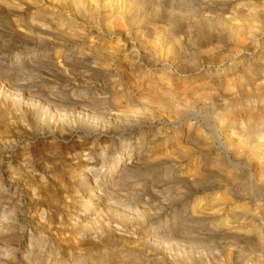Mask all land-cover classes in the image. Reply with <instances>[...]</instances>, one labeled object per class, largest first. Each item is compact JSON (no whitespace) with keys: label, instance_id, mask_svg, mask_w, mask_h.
<instances>
[{"label":"bare ground","instance_id":"1","mask_svg":"<svg viewBox=\"0 0 264 264\" xmlns=\"http://www.w3.org/2000/svg\"><path fill=\"white\" fill-rule=\"evenodd\" d=\"M0 1H8V2L9 1H28V2L31 1V3H29V4H34L38 8L41 7L42 4L40 2H36V1H51V2H53V1H55V2H57V1H74V2L78 1V3L79 2L81 3V5L86 4V3H84V1H87L88 5H84L85 9L82 7L84 10H86V11L83 10V12L86 13L85 15L87 17H85V18H87V20H90V17H94L93 15L95 13H97V12H95L96 7H92V3H95L93 1H105L104 3H105V6L107 7V8L104 7L106 9V11H105L106 16L108 17L109 15H111V13H115V15H116L115 21L117 20V22H123L125 20L126 16L128 19H130L129 18L130 10H133V8L135 10L138 9L140 11V14L142 15V17H140V18L144 19V17L146 15H150L152 17L153 23H156V21L161 22L163 20V18L169 19L170 14L174 11V8L170 5H168L167 8L165 7L166 9H164V8L162 9L163 11H165V14L164 15L159 14L158 13V11H159V9H158L159 5L158 4H159V2L161 3L160 0H158L159 2L154 0L155 2H150L149 4H148V2L153 1V0H0ZM112 1H114V3ZM115 1L120 2L121 5L119 6L118 5L119 3H116ZM122 1H124V3ZM169 1H172V3H173V0H169ZM212 2H215V1L204 2V4L199 7L197 13L194 12L195 16L196 17L198 16V20H199V21H197V20L195 21V23H196L195 27H194V25H192L191 27H190V25H187V26L184 25L185 29L184 28L183 29L186 30V27H187L188 32L186 31V33H189L190 31L192 32V30H194V32H193L194 36H196L197 39H198V37L201 38V41L199 40L200 42L198 41L199 42L198 44H200L201 47H203L207 50L206 54L208 53V50L218 49L221 46H223V47L228 46L225 44H227L228 42H231L230 43L231 49H229L228 51L230 52V50H232V52H230V54L228 53L229 54L228 60L226 59L230 64L229 63L224 64V72H223L224 75H223V78H221V79L219 78V76L218 77L211 76L210 78L208 77L207 81H205L206 80V77H205L204 78L205 82H203V84L200 85L201 86L200 88H198L199 87L198 85L200 82L202 83V81L199 80L200 81L199 83L196 82V83H198V85L196 84L197 86L195 89L192 88L195 86V84L194 83H192L194 85L191 84L192 85V87H191L192 90L190 89L191 91L187 90V88H188L187 86H189V85L187 83L185 84V82H184V84H185L184 86L187 88L184 87L185 89H183V87H182L179 89L178 88H175V89H178V90L183 89V92L185 90L190 91L189 93L188 92H184V93L188 95L187 99L189 98V95L191 96V99H193L194 104L189 99L186 102L190 101L192 103L191 104L192 106H195V104H196L197 107L199 105H201L203 108L205 105L209 106L207 104L213 103V101H212L213 96L214 97L218 96V94L215 95V93L213 92L214 87H215V89L216 88L222 89V94L225 95L226 100L228 102H227V104L224 103L225 107H224V110H222L224 112L221 113L222 111H220V113L222 115L219 113V111L217 113L221 116H218V115L216 116V119H217V117H218V119L215 121V124H214L215 130L214 131L217 130V132H219L220 134H223V135L225 134V137L224 138L222 137L221 139H219V138L217 139L216 137H220L219 135L216 137L213 136L214 139L216 138L215 139L216 141L219 140L218 141L219 145L217 142V145L219 147L216 146L217 149L215 148L216 150L213 151V154L216 156H221L224 159H226L227 164L224 165V164L220 163L217 158H214V161L211 162L213 164L210 167L206 164L208 166V168L205 166L203 169V167H202L203 165L201 166V165L197 164V160L199 158L197 156L196 162L192 163L191 164L192 167L189 169L187 168L188 170L186 169V172L185 171L182 172V170H178L177 169L178 165L176 166L173 162H171L172 163L171 169H176V171H175L176 172L175 173L176 179H177V177H179L180 180L187 185V187L189 188V190L191 191L192 194H194V193H196V194L197 193H203L204 194V197H201V196L198 197V195L195 194L196 195L195 198L192 195L193 199L191 200V198H190L191 204L187 205L189 207L188 217L190 219H192L193 222L194 221L197 222L200 225V227L201 226L204 227V229H202V230H201V228H199L200 231L197 235L198 238L201 239L204 237V239H205V238L210 237V239H212V240H220V239L224 240V238L231 237L232 239H237L238 241H241L242 239L249 240L250 238H253V239H257L258 243H261L262 236L264 234V226H262L260 223H256L255 214L257 212L254 214L255 211L253 209H251V207L249 205L250 202L254 201V199L251 198L250 196L243 195V193L241 191L243 188H245V185H246L245 183H243L245 185H242V182H241L243 179V173L246 170V167H244L241 163H242L243 159L248 160L252 165V170H253V174L255 177L254 184L257 185V182L264 184V121H263L264 120V96H262V99H261V97H260V99L259 98L253 99V97L250 95L252 93H248V91L251 92L250 91L251 89H253V91L254 90L258 91V89H261L264 87V0H226V1H223V3L224 4L226 3L225 5L227 6V10H224V11L222 9H215V7H213L211 5ZM220 2H222V1H216V3H220ZM122 3L125 4L124 7H122ZM26 4L28 6L27 2H26ZM93 5L95 6L97 4H93ZM176 6L177 5H175V7ZM74 7H75V5H74ZM19 8H20V5H18L17 9H19ZM196 8H198V7H196ZM196 8H194V9H196ZM217 10H219V11L217 12ZM180 12H182V9ZM76 14H78L77 11H76ZM184 14H186V12ZM59 15H57V16H59ZM79 15H81V14H79ZM193 17L194 16H192V18ZM193 19H197V18H193ZM185 20H186V18H185ZM259 20H260V22H259ZM52 21L53 22H49V21H44V22H40V23L38 22L36 24H33V26L29 25L28 27H30L32 29L36 28L37 31L40 32V34L47 35V36H56V35L60 34L58 31H60V32L64 31V27L66 25L62 24L63 20L62 21H57V20L54 21V19H52ZM139 21H141V20H139ZM167 21L168 20H166L165 22H162V23L166 24ZM257 21H258V24L260 23L259 25L258 24L255 25V22L257 23ZM251 23H254V24H251ZM159 24H161V23H159ZM156 25H157V23H156ZM152 26L155 27V25H153V24H152ZM165 26H162L160 28L161 29L163 28L164 30L166 28H169V29L171 28L170 26L169 27L166 26V28H165ZM74 27H75V24H74ZM117 27H118L117 32L120 36V34H123L122 32L124 30V26L118 24ZM153 27L150 26V28H153ZM193 27H194V29H193ZM77 28H75V31L78 32L79 29H77ZM160 28H158V30H160ZM111 30H112V28H111ZM166 30L168 31V29H166ZM156 31H157V29L155 30V32ZM160 31H162V30H160ZM165 31H163V32L165 33ZM169 31H171V30H169ZM169 31L167 32V34L169 33ZM155 32H154V36H153L154 38H152V41H155V39L157 38V37L155 38V36H157L158 33L156 32L157 34H155ZM179 34H177V35H179ZM175 35H176L175 32L172 33L170 38L175 39L174 38ZM187 35H189V34H186V36ZM158 36H159V34H158ZM186 36L184 35V38ZM194 36L190 35V37H194ZM180 37L182 38L181 34H180ZM180 37H176V38H180ZM257 37L258 38L261 37V39L263 40L262 42H260V44L257 42V39H258ZM162 38H163V36H162ZM77 40L73 39V40H70L69 42H70V44L73 42L75 43L76 41L81 42V43L85 42L84 43L85 44L84 49L83 50L79 49L80 51H78V53L77 52L76 53L71 52L70 54H68V52H64L63 57H65V61H62L63 65H64L63 68H60L59 66L52 65L49 68H45L48 71H45L44 69H38V70H40L41 75H43L45 77V79H47L48 81L59 80L61 82H64L66 86H69L68 91H70V93L66 97L59 95L56 92L55 88H51V89L49 88L48 92L43 93L41 96H39V94H38L39 98L37 96H36L37 98H35L32 95V94H34L33 91L29 92L26 90V88H25V90H23V88L19 89L18 88L19 86L18 87L16 86V88H15V87L10 85L11 83H8V84L6 83L8 80L4 79L6 81V82L4 81L5 83L0 80V264H14V263L17 264L18 263L17 261L14 263L12 262L13 259H20V260L22 259L23 261H25L24 264H30L31 263L30 262L31 254L34 250H37L40 254H43V252L49 253L47 255H50L51 253L59 254L58 253L59 252L58 246L59 247L60 246H66L69 250H75V252L78 251V253L82 254V252H80V251L83 250V246L84 245L86 246V244L87 245L89 244L92 247H95L97 245L102 246V248H100L101 251H102V249H105V248H103V246L104 247L108 246V248L109 247L112 248L111 246L117 245L116 247L118 248V245H119L120 249H122V247H126V245H128L132 254L135 253V254L142 255L144 257L145 255H143V254H145V252L149 248L151 249V247L153 248V246L155 247L159 243L161 245V243H164L161 240L166 241L168 238L167 237L168 235L166 236L167 238L165 237V234H167L166 233V227H163V226L162 227H159V226L152 227L151 226V227H147V228L142 227L141 230L139 229L141 226H144L145 224H147L145 222V218H144L145 215L142 214L143 212H141V210L144 208L143 205L146 204L147 201H149V196H151L149 194L144 193V191H143L144 189H142L144 187L143 183H140V185L137 183H133V184L139 185L141 187V190L138 188H135V185L133 186L134 189L132 191H129L130 193L127 192L128 190H126L125 192L123 190L124 193L127 192L130 194L129 200H131V203H133V207L135 206V208L122 209V208L118 207L115 204V202L113 201L114 200L113 199L114 198V192H116V193L119 192V190L115 191V189H114L115 186L118 185L117 182L120 181V179H124L123 177L126 176V174L132 173L133 169L136 170L138 168L137 166H139V167L141 166L143 168L144 163L139 165V160H141L142 155H145V154L141 153L142 155L140 157V153L138 150L140 141L138 142V138H136L134 141L135 145H137L136 148H133V147H135V145L133 147L130 145L131 141L128 143L127 147L126 146L122 147L121 150H118L117 148H115L113 146L110 147L108 145H105L108 143V142L107 143L105 142V144H102V146L97 147L95 155H94L95 152L92 151V148H90V147L89 148H80L79 147V150H77V151L74 150V151L68 153L69 160L70 159H71V161L74 160V162H71V164L66 163L68 165L65 164L66 166H63V167L61 164H59V162L56 161L57 159H55L56 157L54 158L55 155L53 153H51V154L49 153L50 155H48L47 158H46V156L45 157L41 156V157H38L36 159H34V158L32 159L30 157L26 158L23 156L17 157L15 159L16 165L15 166L9 165L10 160H8L7 158H8V156H10V151L12 150L11 147H13L12 145L14 144V141L17 139H20V137L29 139V138L34 137L36 134H39V133L41 134L42 133L41 130L44 129L48 133L59 132L57 134L58 136H62L64 138H66V137H69L72 134V132H74L80 128L83 129L87 134L97 133V134H99V136H101L100 134H102V137H103L110 130V127H111L110 125H114V123L116 124L118 122L121 123V121H123L124 119L127 120L126 115H124L126 118L125 117L123 118V112H124L123 110L124 109L123 110L118 109V107L120 105L122 106V103L119 105V103L117 101H113V103L111 104L112 108L107 109V107H103V106L106 105V102L108 99H106V98L100 99L98 97H95L94 91L91 92V95H88L89 92L88 91L86 92L88 87L82 88V87H84L83 83L84 82L93 83V82H95V80H85L84 77L88 78L90 76L86 75L83 77V76L75 73L74 72L75 71V68H74L75 63L72 60L71 56H73L77 60H79V61H77V63H79V64L83 62V61H80L82 59H84L86 62L91 61L92 64H96V62H98L97 64L101 65V67H100V68H102L101 70L105 74H107L109 76V78L105 79L102 83L98 84L99 87H97V89L101 90V92L105 91L106 93H111V95L113 93L112 91H114V90H118V91L126 90L127 91V90H129V87H135L136 89L141 90L143 84L141 86L140 81H142L144 79L146 80L147 78H149L148 80H150V75L152 74V71H154L153 69L157 68L158 58H154V56H153L156 53H154L152 55L151 51L149 52L150 48L147 49L146 48L147 46H145L144 42L141 44L139 39H138L139 41H137V40H130L129 38H123L121 40L119 47L116 45V47L112 46V48H111V46L109 47L107 45V43H108L107 40H105L100 35L88 37L87 41H84V38L83 39H77ZM186 42H188V41H186ZM152 43L159 44L160 42L158 43V41L156 40V42H152ZM49 44L51 45L50 46V48H51L53 44L50 42H49ZM150 45H151V43H150ZM173 46H174V41H173ZM191 46H193V45L191 44ZM259 47L261 48L259 53L253 54L254 52H257L259 50ZM165 48L168 49L167 46ZM178 49L179 48L177 45V51H179ZM71 50H72V48H71ZM189 50H191V48ZM158 51H161V49ZM184 52H185V50H184ZM213 52L211 54H213ZM215 52H217V51H215ZM159 53L160 52H158V54ZM181 53H183V52H181ZM188 53H190V52H188ZM164 54H167V52L166 53L163 52V58H164ZM176 54H178V52H176ZM183 54L186 55L185 53H183ZM183 54H182V56H183ZM170 56H172V55H170ZM187 57H189V54ZM196 57H198V56H196ZM209 57H211V56H209ZM160 58H161V56L159 57V59ZM173 58L175 59V57H173ZM189 58L191 60V56ZM189 58L188 59L186 58V59L189 60ZM183 60H182V62H185V60L184 61ZM193 60L194 59H192L191 61H193ZM72 62L74 64H72ZM113 62H116V63H113ZM200 62H201V60H200ZM232 63H234V64H232ZM82 64L88 66L86 63H82ZM118 64H120V65L118 66ZM177 64H179V63H177ZM211 65H214V64L212 63ZM92 67H94V66H90L89 69H91ZM170 67H171V65H170ZM157 69H160V67ZM159 71H158V73H159ZM161 71H163V72L161 73ZM161 71H160L161 76L159 73V76L161 78H162V75L164 72L167 75H169V77L172 74V72L170 71V69H168V67L163 68ZM165 73H164V75H165ZM221 73H222V71H221ZM167 75H166V77H167ZM159 76H158V78H159ZM174 76H175V74H174ZM183 76H187V75H183ZM166 77L164 78V80L161 78H159V79L163 80L164 84H167V83H165ZM127 78H128V80H130V82L127 81L128 86H125L123 83V80L127 79ZM158 78H156V79L158 80ZM192 78H190V79H192ZM156 79L154 78V80H156ZM170 79L172 80V78H170ZM170 79H168L166 81H169ZM171 80L169 82H171L174 85L175 81L173 80L174 81V83H173V81H171ZM150 81L152 82L153 78ZM10 82H12V81H10ZM169 82L167 85L171 84ZM152 83H154V82H152ZM13 84H14V82L12 83V85ZM145 84H144V86H145ZM148 84H146V86H148ZM172 84L170 85V87H172ZM177 84L175 86H177V87L182 86L181 83L179 86ZM109 85H111L110 90L109 91L105 90L106 88H108ZM144 86H143V88H145ZM153 87H154V85H153ZM158 87H160L159 84H158ZM169 88H167V89L169 90ZM189 88H190V86H189ZM83 89H84V91H83ZM163 90H165L163 92L164 93L166 92L165 93L166 95H170V94H167L168 91H166V89L163 88ZM133 91H134V89H133ZM134 92H137V91H134ZM155 92H154V94H155ZM158 92H160V89H158ZM163 92L161 91V93H158L159 96L160 95L162 96V94H164ZM178 92H176V93H178ZM151 93H153V92H151ZM184 93H181V94H184ZM140 94H142V92ZM165 94L163 95V97L165 96ZM181 94L178 93V95H180V96H181ZM78 95H81V97H77ZM153 95H152V97H154ZM172 95H174V94H172ZM142 96H143V94H142ZM155 96H157V95H155ZM256 96H257V94H256ZM121 97H122V95H121ZM121 97H119V98L121 99ZM132 97H134V96H132ZM258 97H259V95H258ZM138 98H139V96H138ZM144 98L145 97H143V99ZM146 98H148V97L146 96ZM146 98H145V100L148 101ZM170 98H171V96H170ZM170 98H167V99H170ZM7 99H9V101ZM115 99H116V96H115ZM124 99L126 100V98H124ZM132 99H134V98H132ZM160 99L159 100L157 99L158 102L160 101ZM167 99L166 100L163 99L162 102L167 101ZM176 99H177V97H176ZM145 100H144V102H145ZM149 100H151V99H149ZM185 100L186 99H183V101H185ZM171 101H172V99L169 101L168 105L170 104ZM7 102L8 103L10 102L12 104V106L15 107V111H14L13 117H12L15 119V123H14L13 119L11 120V124L8 123L9 125H12L14 123L12 125L13 127H11L13 129H8L7 128V122L2 121V119H4V117H6V115H10V114H8L9 113L8 109H6ZM111 102H112V100H111ZM131 102H134V103H132V106L127 107L129 109H126V111H127L126 114L132 113L133 110L135 112H136V110H139L142 108H143L142 110H144L145 105H143V104L147 103V102L144 103L142 100L138 101L135 99H134V101H131ZM131 102H130V104H131ZM190 102H188L186 104L190 105ZM154 103H156V101ZM165 104H166V102H165ZM182 104H183V102H182ZM186 104H184V105H186ZM22 105L25 106L26 109L22 108L23 107ZM171 105H172V103H171ZM90 106L98 108L99 110L97 109V112H95V111L92 112L93 110L91 111V109H92V107H91V109H90L91 112H90L87 109ZM155 106L153 105V107H155ZM165 106H163V107H165ZM206 106H205V109H206ZM125 107H126V105H125ZM153 107H152V109L154 110L155 108H153ZM172 107L173 106H171V108ZM176 107L179 110L178 106H176ZM189 107H191V106H188V108ZM2 108H3V110H1ZM171 108H168V110H170ZM114 109L117 111V113H116V111H115V113L114 112L112 113V110H114ZM148 109H151V108H147L146 110H148ZM161 109H162V107H161ZM177 109H176V111H178ZM130 110H131V112L128 113V111H130ZM156 110L157 109H155V111ZM201 110H203V109H201ZM141 111H139V112H141ZM164 111L165 110H163L162 112H164ZM182 111L184 112L185 110L182 109ZM61 112H63V114ZM66 112H69V113H66ZM143 112H141V113H143ZM165 112H167V109ZM171 112L174 113L175 110H174V112L171 110ZM181 112H178V114ZM199 112H200L199 110H198V112H195V114H192V112H191L190 116L183 119L182 124H184L183 128H184V132H185L183 137L185 140L186 139L188 140V138H190V134H192V132H197L196 131L197 126L201 123V120L199 119L200 123L198 124V120L196 119V115ZM148 113H150V112H148ZM167 113L169 114V112H167ZM175 114L177 115V113H175ZM191 114H192V116H191ZM63 115L71 116L72 118L62 119L61 116H63ZM161 115H164L163 120L165 121L164 118H165L166 114H161ZM169 115H171V114H169ZM169 115H167L166 119L169 117ZM176 115H175V117L177 119H178V116H181L180 114L177 116ZM201 115H203V117H204L203 113ZM147 116H148V114H147ZM198 116H199V114H198ZM8 119L10 120V118H8ZM172 119H174V117ZM201 119L203 120V118H201ZM167 120H169V119H167ZM238 121H239V126L234 127V124H236V122H238ZM181 122H180V124H181ZM18 123L20 125H18ZM178 123H179V121H178ZM143 124H145V123H143ZM182 124L179 126H182ZM202 124H203V122H202ZM125 126H127V125H125ZM172 126H173V124H172ZM121 127H124V126L121 125ZM176 129H177V127H176ZM124 130H122V131L124 132ZM207 130H209V129H207ZM199 131H202V130L199 129ZM202 132H201V134H202ZM115 134H116V132H115ZM208 134H209V132H208ZM211 134H212V132H211ZM202 135L207 136V134H204V133ZM202 135H199L198 133H196L195 136H196L197 141H200V140L202 141V139L206 138V137H203ZM192 137H194V136H192ZM208 137H210V136H207V138ZM92 138H93V136H92ZM145 138H147V137H145ZM207 138H206V140H207ZM149 139L147 141H149ZM184 139L182 141H185ZM194 139H195V137H194ZM140 140H141V138H140ZM189 140H191V139H189ZM211 140H212V138L210 140H207V141L209 142ZM103 141H106V140H103ZM103 141H101V142L103 143ZM98 142H100V141L98 140ZM178 142H180V140ZM77 143H78V141H77ZM180 143H178V144H180ZM190 143L191 142H189V144H187V143L183 144V145H187V146H183L181 144V146L184 147L186 150L183 148H180L181 147L180 145H179L180 147H176L177 150H178V148H179V150L183 149V151L181 150L182 152H184V154L182 153L183 155L181 154L182 156H184L185 153L186 154L190 153V151H189L190 148H188V145L190 146ZM193 143L196 144V142H194V141H193ZM119 144H120V142H119ZM121 144H123V143H121ZM206 144H207V142H206ZM150 145H153V144H150ZM197 145H200V144H197ZM201 145H203V144H201ZM201 145L198 148H200ZM208 145L210 146V143ZM85 146H86V144H85ZM89 146H92V145L89 144ZM174 146H176V145H174ZM191 146H193V145L191 144ZM204 147H205V145H203V148ZM147 148H148V146H147ZM165 148H166V146H165ZM193 148L195 149L196 147H193ZM198 148H196V149L198 150ZM221 148L225 152H222ZM41 149H40V152H41ZM168 149H170V148H168ZM34 150L37 151L39 149H38V147H36ZM57 151H55V152L57 153ZM160 151H162V153H163L164 150L162 149ZM181 151H179V152H181ZM200 151H201V149H200ZM5 152H7V153H5ZM142 152H143V150H142ZM197 152H199V151H197ZM4 153L7 155H5ZM38 153H39V151H38ZM148 153H147V156L150 155ZM153 153H156V152L153 151ZM171 153H172V151H171ZM157 154H159V153H157ZM178 154L179 153H177V155ZM193 154H191V155H193ZM177 155L175 156V159H178ZM181 155H180V157H181L180 159H183V157ZM172 156L173 155L169 156V153L166 154V152H165V155H163V156L159 155V156H156L154 158L152 157L149 160L146 158L147 160L144 159V161L146 160V162H148L147 165H149V162H150V164L155 163L157 165L163 166V165H167L170 162V160H172V158H171ZM51 160L55 161V162L52 163ZM142 160H141V162H142ZM3 162H7L6 166L4 168L5 171H1V167H2L1 165L3 164ZM204 163L205 162H203V164ZM209 165H210V163H209ZM149 166H151V165H149ZM167 166H170V165H167ZM157 168H159V167H157ZM206 170L208 172L215 174V176H216V177H214L212 184L210 182L207 183V179L204 180L202 178L206 175V173H205ZM136 172H134V173H136ZM166 174L170 175L171 173L170 174L166 173ZM132 175H133V173H132ZM161 175H159V177ZM172 175H173V171H172L171 176ZM175 175L173 176V179H174ZM164 176H165L164 178H167L166 175H164ZM171 176H168V177L170 178ZM59 177L63 178V180L61 182H59V179H60ZM135 177H137V175ZM14 178H16V180L18 179V182H15L13 180ZM126 179L127 178H125L124 180H126ZM128 179L133 180L134 178L133 179L128 178ZM135 179H137V178H135ZM159 181H161V180H159ZM138 182H140V180ZM153 182L154 181H152L150 184L151 185V188L149 190L151 192L150 194L159 195V192L162 193L161 190H162V186L164 183L162 184V183H153ZM4 183L7 184V186H5ZM124 183H125V181H124ZM124 183H123V185H126ZM259 183H258V185H259ZM114 184H117V185H115L113 187L112 185H114ZM141 184H143V187L141 186ZM129 185H131V184H129ZM119 186H120V188H118V189H121V187H123L121 185H119ZM182 187H184V186H182ZM146 188H149V187H146ZM79 189L82 190L83 195L79 193ZM217 189H218V191L220 189H223L224 191L222 192V190H220V192H221L220 194H218L217 196L212 194L211 195L212 197H211L210 192L217 191ZM69 190H71L74 194L73 200H69L68 199L69 196L66 195ZM186 192H187V190H185V193ZM127 193H126V196H127ZM183 193H184V191H183ZM120 194L122 195V193H120ZM226 194L230 197H228ZM170 195L171 194H169V196ZM126 196L123 195V197H121V198H124ZM163 196H161V198H160L161 200L163 199L162 201H164V198H162ZM209 196L211 198H209ZM62 197H66V200L64 199L65 202L62 201V199H63ZM171 197H173V196H171ZM181 197H183V196H181ZM156 198H157V196H156ZM170 198L167 197L165 199H169V201H170L171 200ZM150 201L152 202V199ZM175 201H177V200L175 199ZM24 202H25V205H23ZM166 202H167V200H166ZM170 202L166 205H170L171 204ZM153 203H155L154 200H153ZM164 203H165V201L163 202V204ZM147 204L149 205V203H147ZM187 204H189V203L187 202ZM122 205H125V204H122ZM148 205H145V206H148ZM151 205H152V203H151ZM151 205H149V206L152 208V206L154 207V205H156V203L153 204L152 206ZM157 205H159V202ZM160 205H161L160 207H163V209H164V206L162 204H160ZM254 205L255 204H253V206ZM141 206H142V209L140 210L139 207L141 208ZM160 207H158V208L161 210L162 208H160ZM181 208L183 210L184 207H181ZM156 209L157 208H154L152 210L156 211ZM160 210L158 212H160ZM182 210H181V212H182ZM149 211H151V210H149ZM158 212L156 214H158ZM170 212H172V211H170ZM178 212H179V210H178ZM152 213H154V211H151L150 214H152ZM167 213H169V212H167ZM145 214L147 216H149L148 213H145ZM173 216L174 215H172V217ZM175 216H176V214H175ZM173 218H175V217H173ZM162 219L165 220V218H162ZM178 219H179V217H178ZM133 220H135V222ZM173 221H174V219H173ZM136 222H137V224H136ZM166 222L164 221V224ZM152 225H154V224H152ZM209 225L212 226L211 236L209 234V230L211 228ZM173 227H174V225H173ZM176 227L178 229V226H176ZM181 227H182V225H181ZM184 228H186V227H184ZM167 230H168V228H167ZM181 230H184V229H181ZM192 230H193V227H192ZM197 230H198V228H197ZM185 232H187V231H185ZM185 232L184 233L182 232V233L185 234ZM169 233L170 232H168V234ZM186 234L189 235L190 233H186ZM172 235H174V234H172ZM176 235L178 236V234H176ZM177 236H175V237H177ZM182 236H184V235H182ZM190 236H193V235H190ZM175 237H174V239H175ZM164 238H166V240ZM60 249H62V248H60ZM162 249H157V248L154 249L153 248L151 250L153 252L154 251L157 252L156 250L159 251ZM123 250L127 251L128 249L123 248ZM130 251H129V253L131 254ZM163 251H165V250H163ZM235 251H237V250H235ZM147 252H146V254H148ZM78 253H77V255H78ZM123 253H125V252L123 251ZM229 254H230V252H228L227 255H229ZM159 255H158V257H156V255H155V258L156 259L161 258L162 260L161 259H159V260L162 261L161 262L162 264H164V263L176 264V261L174 259V257L176 255H173L172 253L167 254L165 252H162V254L160 255L161 257H159ZM33 256H32V258H33ZM38 256H39V254H38ZM117 256H118V254H117ZM231 256H232V253L229 255V258H227V259H230ZM11 257L13 258L12 261H10ZM110 257L111 256H109V258ZM138 257H135V260ZM152 257L154 258V256H152ZM84 258H85V256H84ZM118 258H119V256H118ZM153 258H151V260H150L151 263H153L152 262ZM67 259H69V258H67ZM77 259H78V257H77ZM120 259L121 258H119L118 260H120ZM124 259H126V257ZM127 259H128V257H127ZM132 259H134V258H132ZM55 260H56V258H55ZM111 260H113V258ZM45 261H47V263ZM45 261L44 262L46 264H51L48 262V259ZM126 261H128V260H126ZM129 261H130V259H129ZM139 261H141V260H139ZM139 261H138V263H139ZM35 262H36V260H35ZM35 262H34V264H35ZM54 262L55 261H53L52 264ZM116 262H118V261H116ZM120 262L122 264V261H119L118 263H120ZM146 262L147 261H145V263ZM104 263H105L104 261L103 262L99 261L97 263L91 262L90 264H104ZM113 263H115V262H113ZM132 263L133 262H131V264ZM145 263H143V264H145ZM159 263L160 262H158V264ZM67 264H69V263L67 262ZM74 264H87V263L85 262V260H83V258H81V259L79 258V260L77 262H74ZM108 264H110V262ZM127 264H130V262ZM247 264H250V263H247Z\"/></svg>","mask_w":264,"mask_h":264},{"label":"rangeland","instance_id":"2","mask_svg":"<svg viewBox=\"0 0 264 264\" xmlns=\"http://www.w3.org/2000/svg\"><path fill=\"white\" fill-rule=\"evenodd\" d=\"M155 1H158V0H155ZM154 0L153 1H149L148 4L150 2H155ZM161 3L159 2V11L158 13L161 14V15H164L165 14V11H163L162 9H166L168 5L172 6L174 8V11L170 14L169 16V19H166V18H163V20L160 22V21H156V23H153V20H152V17L150 15H146L143 18H140L142 17V15L140 14V11L138 9H134L133 10H130V16L128 19L127 16L125 18V20L123 22H117V20L115 21V13H111V15H109L108 17L106 16V9L104 7L105 6V1H93L95 3H92V7H96L95 8V13L93 16L94 17H90V20H87V17L85 14V12H83V10L85 9L84 5H88V2L87 1H84V3L86 4H83L81 5V3L78 1H36V2H40L42 5L41 7H36L34 4H29L31 3L28 2V1H0V80L1 81H5V80H8L6 83H11L10 85L15 87L16 86L21 89L23 88V90H26L29 91V92H32L34 94H32L35 98H39V96H41L43 93L45 92H48L49 88H55L56 89V92L59 94V95H62V96H67L69 95L70 91H68V87L69 86H66L64 82H61L59 80H55V81H48L47 79H45V77L43 75H41V72L40 70L38 69H44L45 71H48L47 69L45 68H49L50 66L54 65V66H59L60 68H63L64 65H63V62L62 61H65V57H63V53L64 52H68V54H70L71 52L73 53H78V51H80L79 49H84V46H85V42H77L78 40L77 39H83L84 38V41H87L88 37H91V36H101L103 37L105 40H107V45L111 48L112 46L113 47H116V45L119 47L120 46V43H121V40L123 38H129L130 40H137L141 42V44L144 42L145 46H147L146 48L149 49V52L151 51V54L154 56V58H158V61H157V68L160 67V69H153L154 71H152V74L150 75V80H152L153 78V81L154 83H152L150 80H148L149 78H147L146 80H142L140 81V85L144 86V84H148V86H146L145 84V88H143L142 86V89L141 90H138L136 89L135 87H129V90H122V91H118V90H114L112 91V95L111 93H106L105 91L101 92V90L97 89L98 84L102 83L105 79H108L109 76L107 74H105L100 68L101 65L97 64L98 62H96V64H92L91 61H88L86 62L84 59L80 60V61H83L82 63H86L88 66L82 64V63H77V60L75 57L71 56L72 57V60L74 61V63L72 62V64L75 65V73L81 75V76H86V75H89L90 77L88 78H85V80H95V82L93 83H87V82H84V87L82 88H86L88 87V89L86 90V92L88 91L89 94L88 95H91V92L94 91L95 92V97H98L100 99H103V98H106L108 99L107 102H106V105H104L103 107H107V109L109 108H112L111 107V104L113 103V101H117L119 103V105L122 103V106L120 105L118 107L119 110H123V118L125 117L124 115L127 116V120H123L118 123H114V125H110V130L108 131V133L102 137V134H100L101 136H99V134L97 133H89L87 134L83 129H78L74 132H72V134L69 136V137H62V136H58L57 134L59 132H56V133H48L46 130L42 129V133L40 134H36L34 137L32 138H22L20 137V139H17L14 141V144L12 145L13 147H11V151H10V156H8V160L9 161V165L11 166H15L16 165V162H15V159L17 157H30V158H38V157H45L46 158L48 157V155H50L51 153H53L55 156L54 158L57 159L56 161L59 162V164L63 166H66L68 164L66 163H69L71 164V162H74V160L71 161V159L69 160V156H68V153L69 152H72V151H77L79 150V147L80 148H92V151H94V155L96 154V149L98 146H102V144H105V142L107 144L105 145H108V146H113L115 148H117L118 150H121L122 147H127L128 146V143L131 141V146L133 147L135 145V139L138 138V142L140 141L139 143V153H140V157L142 154H145V155H142V162L141 160H139V165L144 163L143 165V168L140 166H137L138 168L135 170L133 169L132 173H129V174H126V176H124L123 178H127L126 180L124 179H120V181L117 182V184H114L112 185L113 187L115 185V191L119 190L120 193H122V195L119 193V192H114V202L115 204L122 208V209H131V208H135V206L133 207V203H131V200H129L130 198V192L129 191H132L134 189V185H135V188H138L141 190V187L139 186L140 183H143L144 184V187H143V184H141V186L143 187L142 189H144V193L145 194H149L151 196H149V201L152 199V202L150 201H147L146 204H144V210L142 209V206L141 208L139 207V209L141 210V212H143L142 214L145 215V222L147 224H145L144 226H141L139 229L141 230L142 227H166V233L165 234V237L167 238H164L166 241L164 240H161L162 242L164 243H160L157 245V246H153V248H157V249H162V250H156L157 252H153L151 249H153L151 247V249L149 248L146 252L148 254H143L145 255L144 257L142 255H139V254H135L130 251L129 249V246L126 245V247H122V249H120L119 245H118V248L116 247L117 245L115 246H111L112 248H108V246H103V248L105 249H101L102 246H95V247H92L91 245H87L84 247L83 246V250L80 251L82 252V254L75 252V250H69L66 246H58L59 248V254H55V253H51L50 255H47L49 253L47 252H43V254H40L37 250H34L31 254V260H30V264H34L35 260V264L38 262L39 264H44L45 262L47 263V260L48 259V262L52 264L53 261H55L54 263L55 264H67V262L69 264H74V262H77L79 260V258H83V260H85V262L87 264H90L91 262H99V261H104L105 263L104 264H108L110 262V264H121L118 263L119 261H122V264H127L130 262H135L134 264H143L145 263V261H147L146 263L147 264H158V262H160L159 264H162L161 262V258H158L156 259L155 258V255L156 257H158V255L162 254V252H165L167 254L169 253H172L173 255H176L174 257L175 261H176V264H247V263H250V264H264V234L262 236V241L261 243H258L257 242V239H253V238H250L249 240H244L242 239L241 241H238L237 239H232L231 237H228V238H224L223 239H220V240H212L209 238H198V233L200 231L199 228L204 229L203 226L200 227V225L197 223V222H193L192 219H190L188 217V211H189V207L187 205H190L191 203V200L193 199L192 198V195L193 197L195 198L196 195H198V197H204V194L203 193H194L192 194L191 191L189 190V188L187 187V185L182 182L180 180L179 177H177L176 179V175H175V171L176 169H171L172 168V163L173 162L176 166H177V169L178 170H182V172H186V169L188 168H191L192 167V163L196 162L197 160V156L199 157L198 160H197V164L198 165H203V169L204 167L206 166L208 168V166L210 167L214 161V158H217L218 161L222 164H227L226 163V159H224L223 157L221 156H216L213 154V151H215L217 149V147H219V140H215L216 138L218 139H221L222 137L224 138L225 137V134H220L219 132L214 131L215 130V127H214V124H215V121L218 119H216V116H221L224 111V105L227 104V100H226V97L225 95L222 94V89H218L214 87V90L213 92L216 94H218V96H213L212 97V101L213 103H209L207 105L209 106H206V109H205V106L204 108L199 105L197 107V105L195 104V106H192L191 102H193V99H191V96L189 95V100L188 102H190V105L186 104L188 102H186L188 99V95L185 94L184 92H190L192 90V88H196V86L198 85V83L200 81H202V83L200 82L199 83V87L200 88L201 84H203V82L207 81L208 77L210 78L211 76L213 77H218L221 79L223 78V72H224V64L225 63H229L227 60H228V56L230 54V52H232V50H230V52L228 51L230 48V43L231 42H228L227 44L225 45H228V46H221L219 47L218 49H214V50H208V55L206 54L207 50L203 47L200 46V44H198L200 41H201V38L198 37V39L196 38V36H194V30H192V32L190 31L189 33H186V31L188 32L187 30V27H186V30H184L185 26L187 25H190V27L192 25H194V27L196 26V23L195 21H199L198 20V16L196 17L195 16V13H197L198 9L200 6H202L204 4V2H209V1H215V2H212V6L215 7V9H222L223 11L224 10H227V6L223 3V1H226V0H173V3L172 1H169V0H160ZM216 1H222L220 3H216ZM9 4H8V3ZM26 2L28 3V6L26 4ZM114 3V1H112ZM116 3H119L118 5L120 6L121 3L120 2H117L115 1ZM124 3V1H122ZM61 3V4H60ZM90 3V2H89ZM122 3V7H124L125 4ZM11 4V5H10ZM73 4V5H72ZM93 4H97V5H93ZM177 5L175 7V5ZM200 4V5H199ZM18 5H20V8H18ZM75 5V7H74ZM91 5V4H90ZM161 5V6H160ZM163 6V7H162ZM84 9H83V8ZM99 7V8H98ZM166 7V8H165ZM198 7V8H196ZM37 8V9H36ZM98 8V9H97ZM107 8V7H106ZM182 9V12L181 9ZM196 8V9H194ZM43 9V10H42ZM73 9V10H72ZM76 9V10H75ZM105 9V10H104ZM176 9V10H175ZM178 10V11H177ZM180 10V11H179ZM44 11V12H43ZM76 11L78 14H76ZM79 11V12H78ZM86 11V10H84ZM184 11V12H183ZM219 10H217L218 12ZM105 12V13H104ZM164 12V13H163ZM186 12V14H184ZM193 12V13H192ZM195 12V13H194ZM60 14V15H59ZM81 14V15H79ZM105 14V15H104ZM129 14V13H128ZM54 15V16H53ZM59 15V16H57ZM104 15V16H103ZM184 15V16H183ZM57 18H56V17ZM82 16V17H81ZM192 16H194L193 18H197V19H193ZM53 17V18H52ZM106 17V18H105ZM54 19V21H62V24H65L66 26L64 27V31L63 32H60L58 31L60 34L56 35V36H47V35H43V34H40L39 31H37V29H32L30 27H28L29 25H32L33 24H36V23H40V22H44V21H49V22H53L52 19ZM93 18V19H92ZM184 18V19H183ZM186 18V20H185ZM192 18V19H191ZM76 20V21H75ZM93 20V21H92ZM141 20V21H139ZM166 20H168L165 23H162V22H165ZM193 20V21H192ZM189 21V22H188ZM191 21V22H190ZM260 22V20H259ZM55 23V22H54ZM161 23V24H159ZM56 24V23H55ZM74 24H75V27H74ZM118 24L119 25H123L124 26V30H123V34H118L117 30H118ZM147 24V25H146ZM155 25V27L152 26ZM159 24V25H158ZM170 26L171 28H166V26ZM171 24V25H170ZM251 24H254V23H251ZM258 24V21L257 23L255 22V25ZM260 24V23H259ZM258 24V25H259ZM58 25V24H57ZM111 25V26H110ZM185 25V26H184ZM31 26V27H32ZM153 27V28H150ZM162 26H165L166 29L171 30L169 31V35L167 34V30L165 31L163 28L161 29L160 27ZM78 27V28H77ZM193 27V29H194ZM75 28L79 29L78 32L75 31ZM99 28V29H98ZM108 28V29H107ZM112 28V30H111ZM158 28H160V30H158ZM184 28V29H183ZM253 28V27H252ZM107 29V30H106ZM157 29V33L155 32V30ZM191 29V28H190ZM81 30V31H80ZM47 31V30H46ZM151 31V32H150ZM159 31V32H158ZM165 31V33L163 32ZM154 32L155 34H157V36H155V41H152V38H154ZM176 33V35L174 36L175 39L173 38H170V36L172 35V33ZM49 33V32H48ZM147 33V34H146ZM152 33V34H151ZM182 36V38L180 37V34ZM50 34V33H49ZM150 34V35H149ZM179 34V35H177ZM186 34H189L186 36ZM184 35L187 37L184 38ZM190 35L194 36V37H190ZM88 36V37H87ZM163 36V38H162ZM168 38H167V37ZM176 37H180V38H176ZM258 38V37H257ZM73 39H76L77 41L74 43H71L70 44V40H73ZM86 39V40H85ZM139 39V40H138ZM146 39V40H145ZM173 39V40H172ZM120 40V41H119ZM154 40V39H153ZM156 40L158 41V43L160 44H154L152 42H156ZM164 40V41H163ZM168 40V41H167ZM176 40V41H175ZM181 40V41H180ZM193 40V41H192ZM200 40V41H199ZM167 41V42H166ZM173 41H174V46H173ZM178 41V42H177ZM180 41V42H179ZM188 41V42H186ZM197 41V42H196ZM199 41V42H198ZM263 40L260 38L257 39V42L260 44V42H262ZM50 43H52V47L50 48ZM186 42V43H185ZM191 42V43H190ZM151 43V45H150ZM163 43V44H162ZM168 43V44H167ZM182 43V44H181ZM188 43V44H187ZM190 43V44H189ZM155 46H154V45ZM167 44V45H166ZM178 45V50L177 51V45ZM191 44L193 46H191ZM151 47H150V46ZM169 45V46H168ZM161 46V47H160ZM167 46L168 49H166L165 47ZM183 46V47H182ZM83 47V48H82ZM153 47V48H152ZM157 47V48H156ZM171 47V48H170ZM72 48V50H71ZM108 48V47H107ZM121 48V47H120ZM152 48V49H151ZM156 48V49H155ZM161 51H158L160 50ZM191 48V50H189ZM166 49V50H165ZM220 49V50H219ZM260 47H259V50L257 52H254L253 54H258L259 51H260ZM164 50V51H163ZM182 50V51H181ZM185 50V52H184ZM188 50V51H187ZM223 50V51H222ZM160 52L158 54V52ZM167 54H164V58H163V52ZM185 53L187 56L189 54V57L191 56V60L194 59L193 61L190 60L189 57H187L186 55H184L183 53ZM210 51V52H209ZM214 51V52H213ZM217 51V52H215ZM222 51V52H221ZM176 52H178V54H176ZM190 52V53H188ZM203 52V53H202ZM213 52V54H211ZM172 53V54H171ZM200 53V54H199ZM229 53V54H228ZM183 54V56H182ZM202 54V55H201ZM211 54V55H210ZM218 54V55H217ZM172 55V56H170ZM161 56V58L159 59V57ZM177 56V57H176ZM189 60H187L185 57ZM198 56V57H196ZM211 56V57H209ZM217 56V57H216ZM70 57V58H71ZM172 57V58H171ZM175 57V59L173 58ZM182 57V58H181ZM208 57V58H207ZM167 58V59H166ZM185 58V59H184ZM198 58V59H197ZM201 58V59H200ZM210 58V59H209ZM212 58V59H211ZM185 60V62H182V60ZM218 59V60H217ZM221 59V60H220ZM227 59V60H226ZM170 60V61H169ZM174 60V61H173ZM183 60V61H184ZM199 60V61H198ZM201 60V62H200ZM162 61V62H161ZM192 62V63H191ZM194 62V63H193ZM113 63H116V62H113ZM179 63V64H177ZM189 63V64H188ZM191 63V64H190ZM214 64V65H211V64ZM166 64V65H165ZM184 64V65H183ZM206 64V65H205ZM209 64V65H208ZM230 64V63H229ZM234 64V63H232ZM120 64H118L119 66ZM171 65V67H170ZM193 65V66H192ZM203 65V66H202ZM216 65V66H215ZM90 66H94L92 67L91 69ZM162 66V67H161ZM164 66V67H163ZM173 66V67H172ZM182 66V67H181ZM184 66V67H183ZM200 66V67H199ZM211 66V67H210ZM35 67V68H34ZM165 67H168V69H170V71L172 72L171 76L169 77V75H167L165 72V75L163 73L162 75V78L160 77L161 76V73L163 71H161L163 68ZM191 67V68H190ZM203 67V68H202ZM219 67V68H218ZM175 68V69H174ZM181 68V69H180ZM185 68V69H184ZM202 68V69H201ZM197 69V70H196ZM220 69V70H219ZM161 73H160V71ZM187 70V71H186ZM194 72H193V71ZM160 73V76H159V73ZM184 71V72H183ZM205 71V72H204ZM222 71V73H221ZM181 72V73H180ZM156 73V74H155ZM178 73V74H177ZM217 73V74H216ZM175 74V76H174ZM190 74V75H189ZM192 74V75H191ZM206 74V75H205ZM156 75V76H155ZM167 75V77H166ZM183 75H187V76H183ZM221 75V76H220ZM161 78L164 80V78L166 77L165 79V83L168 84V82L171 80L170 78H172L171 81H173L174 85L172 84V87H170L171 84L167 85V84H164L163 83V80L159 79L158 78ZM165 76V77H164ZM174 76V77H173ZM178 77V78H177ZM193 77V78H192ZM203 77V78H202ZM206 77V80L204 79ZM28 78V79H27ZM154 78H158V80H154ZM192 78V79H190ZM199 78V79H198ZM5 79V80H4ZM170 79L169 81H166ZM178 79V80H177ZM183 79V80H182ZM161 80V81H160ZM177 80V81H176ZM192 80V81H191ZM200 80V81H199ZM205 80V81H204ZM12 81V82H10ZM25 83H24V82ZM125 81V82H124ZM130 82V80L127 79H124L123 80V83L125 86H128V82ZM146 81V82H145ZM183 81V82H182ZM4 82V83H5ZM14 82V84L12 85V83ZM138 82V81H137ZM158 82V83H157ZM179 82V83H178ZM184 82L185 84L187 83L189 86L185 87L184 85ZM190 84H189V83ZM198 82V83H196ZM16 83V84H15ZM151 83V84H150ZM164 85H163V84ZM178 83V84H177ZM181 83L182 86L180 87H177L175 86L176 84L179 86ZM194 83L195 86L192 87V84ZM18 84V85H17ZM27 84V85H26ZM158 84L160 87H158ZM192 84V85H191ZM197 84V85H196ZM15 85V86H14ZM154 85V87H153ZM168 87H167V86ZM151 88H150V87ZM164 86V87H163ZM110 87L111 85L108 86V88H106L105 90L109 91L110 90ZM147 87V88H146ZM149 87V88H148ZM166 87V88H165ZM170 87V88H169ZM185 89L187 88V90H190V91H187L185 90L183 92V89H180L178 90L179 88H182ZM185 87V88H184ZM192 87V88H191ZM166 89L167 94H170V95H166L163 91V90ZM169 88V90L167 89ZM175 88H178V89H175ZM137 91V92H134L133 91ZM136 89V90H135ZM152 89V90H151ZM154 89V90H153ZM158 89H160V92H158ZM162 89V90H161ZM177 90V91H176ZM84 91V89H83ZM130 91V92H129ZM156 91V92H155ZM161 91L165 94V96L163 97L164 94H162V96L158 93H161ZM179 91V92H178ZM251 92L248 91V93H252L250 94L253 99H262V96H264V87L261 88V89H258V91H253V89L250 90ZM123 94H122V93ZM128 92V93H127ZM142 92V94H140ZM153 92V93H151ZM155 92V94H154ZM158 92V93H157ZM175 92V93H174ZM178 92L179 94L181 93H184V94H181L178 95ZM254 92V93H253ZM118 93V94H117ZM120 93V94H119ZM134 97H132L130 94ZM133 93V94H132ZM135 93V94H134ZM147 93V94H146ZM157 93V94H156ZM257 96H256V94ZM262 93V94H261ZM39 94V96H38ZM138 94V95H137ZM140 94V95H139ZM145 94V95H144ZM150 94V95H149ZM154 97H152V95ZM174 94V95H172ZM82 95V94H81ZM81 95H78L77 97H81ZM122 95V97H121ZM157 95V96H155ZM259 95V97H258ZM37 96V97H36ZM115 96H116V99H115ZM121 97V99L119 97ZM129 96V97H128ZM139 96V98H138ZM146 96L148 98H146ZM152 98H151V97ZM169 96V97H168ZM171 96V98H170ZM173 96V97H172ZM179 96V97H178ZM43 97V96H42ZM136 97V98H135ZM141 97V98H140ZM143 97H145L148 101L145 100V98L143 99ZM177 97V99H176ZM256 97V98H255ZM126 98V100L124 99ZM134 98L135 100H138V101H143L145 100L144 103L146 104H143L145 105V109L142 110V109H139V110H136V112L132 111H128V113L130 114H126L127 111L126 109H129L127 107H130L132 106V103L134 102H131V101H134ZM160 98V101L158 102V100ZM167 98H170V99H167ZM91 99V98H90ZM129 99V100H128ZM140 99V100H139ZM151 99V100H149ZM154 101H153V100ZM156 99V100H155ZM163 99H167V101H163ZM172 99V101L170 102V104L168 105L169 101ZM176 99V100H175ZM183 99H186L185 101H183ZM9 101V99H7ZM112 100V102H111ZM121 102H120V101ZM169 100V101H168ZM174 100V101H173ZM226 100V101H225ZM123 101V102H122ZM127 103H126V102ZM152 101V102H151ZM156 101V103H154ZM178 101V102H177ZM131 102V104H130ZM151 102V103H150ZM158 102V103H157ZM162 102V103H161ZM166 102V104H165ZM183 102V104H182ZM154 103V104H153ZM161 103V104H160ZM172 103V105H171ZM225 103V104H224ZM126 107H125V105ZM151 104V105H150ZM157 104V105H156ZM181 106H179V105ZM186 104V105H184ZM194 104V102H193ZM149 105V106H148ZM153 105L155 107H153ZM160 105V106H159ZM162 105V106H161ZM166 105V106H165ZM183 105V106H182ZM23 106V105H22ZM160 108H158V107ZM165 106V107H163ZM171 106H173L171 108ZM179 108V110L177 109V107ZM188 106H191L188 108ZM201 106V107H200ZM92 107V109H91ZM155 108L157 109L155 111V109L153 110L152 109ZM162 107V109H161ZM171 108L170 110H168V108ZM183 107V108H182ZM185 107V108H184ZM197 107V108H196ZM222 107V108H221ZM22 108L26 109L25 106H23ZM147 108H151V109H148L146 110ZM174 108V109H173ZM191 108V109H190ZM6 109H8V114L10 115H6V117H4V119H2V121H5L7 122V128L8 129H13L11 127H13L12 125L15 123V119L12 118L13 117V113L15 111V107L12 106V104L9 102H7V106H6ZM89 111L91 109L92 112H97V109L98 108H95L93 106H90L87 108ZM95 109V110H94ZM167 109V112H169V114H173L172 116L169 115L167 112H165ZM176 109L178 111H176ZM181 109V110H180ZM185 110L184 112L182 111ZM195 111H194V110ZM203 109V110H201ZM3 110V108L1 109ZM99 110V109H98ZM142 110V111H141ZM150 110V111H149ZM159 110V111H158ZM163 110H165L164 112H162ZM171 110L174 112L172 113ZM198 110L200 111L199 113H197L196 115V119L198 120V124L200 123V120H201V123L197 126V129L196 131L197 132H192V134H190V138H188V142L184 139V124L183 123V119L190 116V113L192 112V114H195V112H198ZM7 111V110H6ZM59 111V110H58ZM90 111V112H91ZM115 109L112 110V113L114 112L115 113ZM126 111V112H125ZM143 113H141V112ZM146 111V112H145ZM150 113H148V112ZM182 111V112H181ZM203 111V112H202ZM219 111H222L219 115L217 114ZM156 112V113H155ZM160 114H159V113ZM171 112V113H170ZM178 112H181L179 113L181 116H178V119L175 117V113L178 114ZM63 114V112H61ZM66 113H69V112H66ZM117 113V111H116ZM146 113V114H145ZM184 113V114H183ZM187 113V114H186ZM204 114V117L203 115L201 114ZM148 114V116H147ZM157 114V115H156ZM161 114H166L165 115V121L163 120V116L164 115H161ZM175 114V115H174ZM189 114V115H188ZM191 114V116H192ZM199 114V116H198ZM151 117H150V116ZM160 115V116H159ZM167 115H169V117L166 119ZM176 115V116H177ZM159 116V117H158ZM202 116V117H201ZM10 118V120L8 118ZM62 119H70L72 118L71 116H67V115H63L61 116ZM146 117V118H145ZM161 117V118H160ZM174 117V119L172 118ZM122 118V119H123ZM126 118V117H125ZM203 118V120L201 119ZM8 119V120H7ZM14 120V123L12 125H9L11 124V120ZM177 121H176V120ZM200 119V120H199ZM206 119V120H205ZM121 120V119H120ZM9 121V122H8ZM169 121V122H168ZM179 121V123H178ZM182 121V122H181ZM241 121V120H240ZM264 121V120H263ZM126 122V123H125ZM145 124H143V123ZM167 122V123H166ZM182 124V126H179ZM203 122V124H202ZM205 122V123H204ZM9 123V124H8ZM120 123V124H119ZM166 125H165V124ZM171 123V124H170ZM173 124V126H172ZM18 125H20L18 123ZM124 126V127H121ZM127 125V126H125ZM145 125V126H144ZM165 125V126H164ZM197 125V124H196ZM239 126V121L236 122V124H234V127H237ZM146 127V128H145ZM177 127V129H176ZM201 127V128H200ZM205 127V128H204ZM208 127V128H207ZM123 128V129H122ZM204 128V129H203ZM125 129V130H124ZM183 129V130H182ZM199 129H201L202 131H199ZM209 129V130H207ZM124 130V132L122 131ZM141 131V132H140ZM206 131V132H205ZM86 134H85V133ZM116 132V134H115ZM123 132V133H122ZM200 132V133H199ZM207 134V136H210L207 138V136H203L202 134ZM209 132V134H208ZM212 132V134H211ZM84 133V134H83ZM111 133V134H110ZM153 133V134H152ZM195 133V134H194ZM196 133H198L199 135H202L203 137H206L207 140H210L212 138L211 141H207L206 138L202 139V141H197L196 139ZM113 134V135H112ZM150 134V135H149ZM175 134V135H174ZM177 134V135H176ZM180 134V135H179ZM182 134V135H181ZM108 135V136H107ZM153 135V136H152ZM174 135V136H173ZM220 136V137H216V136ZM93 136V138H92ZM98 136V137H97ZM151 136V137H150ZM194 136V137H192ZM215 136L216 138L214 139ZM81 137V138H80ZM95 137V138H94ZM115 137V138H114ZM118 137V138H117ZM147 137V138H145ZM163 137V138H162ZM174 137V138H173ZM178 137V138H177ZM87 138V139H86ZM99 138V139H98ZM107 138V139H106ZM114 138V139H113ZM141 138V140H140ZM150 138V139H149ZM154 138V139H153ZM74 139V140H73ZM91 139V140H90ZM118 139V140H117ZM127 139V140H126ZM149 139V141H147ZM185 140V141H182V140ZM191 139V140H189ZM194 139V140H193ZM98 140L100 142H98ZM103 140H106V141H103ZM143 140V141H142ZM162 140V141H161ZM180 140V142H178ZM196 140V141H195ZM17 141V142H16ZM78 141V143H77ZM87 143H86V142ZM103 141V143L101 142ZM112 141V142H111ZM125 141V142H124ZM127 141V142H126ZM142 141V142H141ZM167 141V142H166ZM196 142L195 143H193ZM207 144H206V142ZM17 144H16V143ZM71 142V143H70ZM92 142V143H91ZM96 142V143H95ZM120 142V144H119ZM133 142V143H132ZM177 142V143H176ZM190 143V146L191 144L193 146H189L188 145V148L190 153L189 154H186L184 156H182L184 154L183 149H185L184 147L181 146V144L183 145L184 143L186 144H189ZM217 142H218V145H217ZM67 143V144H66ZM69 143V144H68ZM98 143V144H97ZM118 143V144H117ZM123 143V144H121ZM175 143V144H174ZM180 143V144H178ZM210 143V146L208 145ZM74 144V145H73ZM76 144V145H75ZM79 144V145H78ZM86 144V146H85ZM92 145V146H89ZM97 144V145H96ZM149 144V145H148ZM150 144H153V145H150ZM197 144H203L205 145V147L203 148V145H201L200 148H198L200 145H197ZM20 145V146H19ZM42 145V146H41ZM88 145V146H87ZM95 145V146H94ZM123 145V146H122ZM176 145V146H174ZM178 145V146H177ZM181 147H180V146ZM209 147H208V146ZM25 146V147H24ZM33 146V147H32ZM118 146V147H117ZM120 146V147H119ZM137 145H135V147L133 148H136ZM143 146V147H142ZM148 146V148H147ZM166 146V148H165ZM168 146V147H167ZM183 146H187V145H183ZM217 146V147H216ZM15 147V148H14ZM36 147H38L39 150H34ZM71 147V148H70ZM74 147V148H73ZM150 147V148H149ZM165 149H164V148ZM176 147H180V148H183V149H180ZM193 147H196L198 148L197 152ZM208 149H207V148ZM42 148V149H41ZM53 148V149H52ZM57 148V149H56ZM161 148V149H160ZM170 148V149H168ZM187 148V149H188ZM203 148V149H202ZM213 148V149H212ZM216 148V149H215ZM19 149V150H18ZM25 151H24V150ZM40 149H41V152H40ZM164 150L163 153L162 151L160 150ZM168 149V150H167ZM194 149V150H193ZM201 149V151H200ZM58 150V151H57ZM137 150V151H138ZM143 150V152H142ZM170 150V151H169ZM176 150V151H175ZM186 150V149H185ZM222 152H225L222 148H221ZM21 151V152H20ZM39 151V153H38ZM57 151V153L55 152ZM156 152V153H153ZM159 151V152H158ZM172 151V153H171ZM175 153H174V152ZM178 151V152H177ZM204 151V152H203ZM25 152V153H24ZM150 154L149 156H147V153ZM153 154H151V153ZM161 152V153H160ZM165 152L166 154L169 153V156L173 155L171 158L172 160H170V164L168 163L167 165H170V166H167V165H157L155 163L153 164H150L149 162V165H147L148 162H146V160L148 159H151L152 157H156V156H159V155H165ZM7 153V152H5ZM4 153V154H5ZM50 153V154H49ZM142 153V154H141ZM159 153V154H157ZM174 153V154H173ZM177 153H179L177 155ZM183 153V154H182ZM194 153V154H193ZM156 156H155V155ZM177 155V158L178 159H175V156ZM182 154V155H181ZM193 154V155H191ZM7 155V154H5ZM12 155V156H11ZM175 155V156H174ZM180 155L183 157V159H180ZM190 155V156H189ZM209 155V156H208ZM147 156V157H146ZM179 156V157H178ZM193 156V157H192ZM188 157V158H187ZM212 157V158H211ZM147 158V159H146ZM144 159H146L144 161ZM174 159V160H173ZM190 159V160H189ZM192 160V161H191ZM52 161V160H51ZM50 161V162H51ZM185 161V162H184ZM189 161V162H188ZM55 161H52V163H54ZM146 162V163H145ZM177 162V163H176ZM181 162V163H180ZM203 162H205L203 164ZM6 163L7 162H3V164L1 165V171H5V166H6ZM179 163V164H178ZM210 163V165H209ZM66 164V165H65ZM146 164V165H145ZM208 166H207V165ZM244 167H246V170L244 171L243 173V179H242V185H245V188H243L241 191L243 193V195H246V196H250L251 198L254 199L253 202H250V207L251 209H253L255 212V218H256V223H260L262 226H264V184L262 183H259L257 182V185L254 184V181H255V177H254V174H253V170H252V165L251 163L246 160V159H243L242 163H241ZM155 165V166H154ZM186 166V167H185ZM154 167V168H153ZM159 167V168H157ZM201 167V168H202ZM157 168V169H156ZM168 168V169H167ZM181 168V169H180ZM143 169V170H142ZM187 169V170H188ZM135 170V171H134ZM137 171V172H136ZM155 171V172H154ZM172 171H173V175L171 176L172 174ZM136 172V173H134ZM141 172V173H140ZM166 173H171L170 175L166 174ZM206 175L204 177H202L204 180L207 179V183H211L213 182L214 180V177L215 174L211 173V172H208L207 170L205 171ZM163 176H162V175ZM137 175V177L135 176ZM159 175H161L163 178L165 177L164 175H166L167 178H162L161 176L159 177ZM175 175L174 179H173V176ZM132 176V177H131ZM168 176H171L170 178ZM59 182H61L63 180V178L59 177ZM128 178H131L133 180H130ZM137 178V179H135ZM161 178V179H160ZM170 179V180H169ZM15 182H18V179L16 180V178L13 179ZM137 180V181H136ZM140 180V182H138ZM161 180V181H159ZM125 181V183H124ZM148 181V182H147ZM154 181L153 183H164L163 186H162V190L160 193L159 192V195H153V194H150L151 192L149 191L150 188H151V182ZM121 183V184H120ZM126 184V185H123ZM133 183H137V184H133ZM146 183V184H145ZM185 185H184V184ZM245 183V184H243ZM259 183V185H258ZM131 184V185H129ZM166 184V185H165ZM5 186H7V184L4 183ZM123 186L121 187V189H118L120 188V186ZM129 185V186H128ZM165 186V187H164ZM184 186V187H182ZM146 187H149V188H146ZM167 187V188H166ZM187 187V188H186ZM49 188V187H48ZM184 188V189H183ZM148 189V190H147ZM165 189V190H164ZM169 189V190H168ZM128 190L127 192V196H126V193L123 192ZM167 190V191H166ZM185 190H187V192L185 193ZM222 190V192L224 191L223 189H220ZM220 190L218 191H213V192H210V196L213 194V195H218L220 194ZM70 191V192H69ZM67 192V196L69 200H73V192L71 190H69ZM122 191V192H121ZM142 191V192H143ZM148 193H147V192ZM171 193H170V192ZM184 191V193H183ZM189 191V192H188ZM166 194H165V193ZM169 192V193H168ZM79 193L83 195L82 193V190L79 189ZM60 194V193H59ZM161 194V195H160ZM165 196H163V195ZM169 194H171L169 196ZM183 194V195H182ZM188 194V195H187ZM196 194V195H195ZM209 194V193H208ZM65 195V196H66ZM119 195V196H118ZM124 197V198H121V197ZM167 195V196H166ZM195 195V196H194ZM227 195V194H226ZM58 196V195H57ZM56 196V197H57ZM66 196V197H67ZM155 196V197H154ZM157 196V198H156ZM159 196V197H158ZM161 196H163L162 198H164V201L165 203L163 204L164 201H162L160 198ZM173 196V197H171ZM183 196V197H181ZM209 196V198H211ZM228 196V195H227ZM66 197H62V201L65 202L66 200ZM118 197V198H117ZM167 197H171L169 201V199H165ZM230 197V196H228ZM128 198V199H127ZM189 200H188V199ZM191 198V200H190ZM65 199V200H64ZM117 199V200H116ZM156 199V200H155ZM160 199V200H159ZM174 199V200H173ZM175 199L177 201H175ZM185 199V200H184ZM153 200L154 202L156 203V205L158 204L159 202V205H154V207L152 206L153 204ZM167 200V202H166ZM180 200V201H179ZM162 201V202H161ZM118 202V203H117ZM128 202V203H127ZM171 203L170 205H166L168 203ZM187 202L189 204H187ZM120 203V204H119ZM149 203V205H151L152 203V208L147 204ZM23 204V203H22ZM64 204V203H63ZM122 204H125V205H122ZM162 204L164 206V209L163 207H160ZM253 204H255L253 206ZM25 205V202L24 204ZM145 205H148V206H145ZM172 205V206H171ZM146 207V208H145ZM149 209H148V208ZM162 208L161 210L158 208ZM171 207V208H170ZM181 207H184L183 210ZM154 208H157L156 211L155 210H152ZM187 210H186V209ZM255 208V209H254ZM186 211H185V210ZM146 210V211H145ZM148 210V211H147ZM154 211V213L150 214L151 211ZM160 210V212H158ZM179 210V212H178ZM182 210V212H181ZM252 210V211H253ZM132 211V210H131ZM163 211V212H162ZM172 211V212H170ZM185 211V212H184ZM148 213L149 216H147L145 213ZM158 212V214H156ZM169 212V213H167ZM182 214H181V213ZM184 212V213H183ZM174 213V214H173ZM178 213V214H177ZM174 215L173 218L172 215ZM176 214V216H175ZM152 215V216H151ZM154 215V216H153ZM156 215V216H155ZM171 215V216H170ZM163 216V217H162ZM150 217V218H149ZM160 217V218H159ZM172 217V218H171ZM179 217V219H178ZM162 218H165L162 219ZM159 219V220H158ZM174 219V221H173ZM162 220V221H161ZM135 222V220H133ZM156 221V222H155ZM159 221V222H158ZM164 221L166 222L164 224ZM163 222V223H162ZM173 222V223H172ZM184 222V223H183ZM191 222V223H190ZM139 223V222H138ZM150 223V224H149ZM160 223V224H159ZM163 225H162V224ZM137 224V222H136ZM154 224V225H152ZM182 227H181V225ZM184 224V225H183ZM194 224V225H193ZM172 225V226H171ZM174 225V227H173ZM180 225V226H179ZM188 225V226H187ZM178 226V229L177 227ZM190 226V227H189ZM211 228L209 230V234L211 236V233H212V226L209 225ZM176 227V228H175ZM186 227V228H184ZM192 227H193V230H192ZM168 228V230H167ZM196 228V229H195ZM198 228V230H197ZM173 229V230H172ZM180 229V230H179ZM181 229H184V230H181ZM178 230V231H177ZM177 231V232H176ZM185 234H183L182 232ZM168 232H170L168 234ZM173 232V233H172ZM174 235H172V234ZM178 234V236L176 234ZM182 233V234H181ZM186 233H190L189 235L186 234ZM181 234V235H180ZM180 235V236H179ZM184 235V236H182ZM190 235H193V236H190ZM172 236V237H171ZM175 239H174V237ZM172 239V240H171ZM23 240V239H22ZM36 244V243H35ZM34 244V245H35ZM37 245V244H36ZM164 245V246H163ZM128 246V247H127ZM163 246V247H162ZM162 247V248H161ZM62 248V249H60ZM88 248V249H87ZM91 248V249H90ZM123 248H127L128 250L125 251L123 250ZM85 249V250H84ZM109 251H108V250ZM237 251H235V250ZM69 250V251H68ZM165 250V251H163ZM94 251V252H93ZM101 251V252H100ZM104 251V252H103ZM123 251L126 253H123ZM129 251L131 252V254L129 253ZM152 251V252H151ZM234 251V252H233ZM228 252H230V254L232 253V256L230 257V259H227L229 258V255ZM35 253V254H34ZM39 256H38V254ZM78 253V255H77ZM100 253V254H99ZM103 255H102V254ZM111 253V254H110ZM119 258H121L120 260H118V256ZM123 253V254H122ZM128 253V254H127ZM153 253V254H152ZM234 253V254H233ZM61 254V255H60ZM155 254V255H154ZM237 254V255H236ZM34 255V256H33ZM36 255V256H35ZM41 255V256H40ZM57 255V256H56ZM70 257H69V256ZM88 255V256H87ZM116 255V256H115ZM134 255V256H133ZM136 255V256H135ZM159 255V257H161ZM33 256V258H32ZM47 256V257H46ZM59 256V257H58ZM85 256V258H84ZM95 256V257H94ZM109 256H111L109 258ZM121 256V257H120ZM139 256V257H138ZM143 258H142V257ZM150 256V257H149ZM154 256V258L152 257ZM236 256V257H235ZM44 257V258H43ZM64 257V258H63ZM78 257V259H77ZM126 257V259H124ZM128 257V259H127ZM130 257V258H129ZM135 257H138L136 260H135ZM142 259H141V258ZM148 257V258H147ZM43 258V259H42ZM47 258V259H46ZM56 258V260H55ZM58 258V259H57ZM60 258V259H59ZM69 258V259H67ZM94 258V259H93ZM113 258V260H111ZM116 258V259H115ZM134 258V259H132ZM145 258V259H144ZM152 259V262H150V260ZM12 257L10 258V261H12ZM34 261H33V260ZM109 259V260H108ZM124 259V260H123ZM130 259V261H129ZM161 259V260H159ZM38 260V261H37ZM42 260V261H41ZM111 260V261H110ZM118 262H116V261ZM128 260V261H126ZM133 260V261H132ZM135 260V261H134ZM139 263H138V261ZM145 260V261H144ZM18 262L17 264H24L25 261H23L22 259H13V263L14 262ZM23 261V262H22ZM45 261V262H44ZM149 261V262H148ZM157 261V262H156ZM33 262V263H32ZM71 262V263H70ZM115 262V263H113ZM137 262V263H136ZM156 262V263H155ZM37 263V264H38ZM45 263V264H46ZM53 263V264H54ZM132 263V264H133ZM145 263V264H146ZM16 264V263H14ZM166 264V263H164Z\"/></svg>","mask_w":264,"mask_h":264}]
</instances>
